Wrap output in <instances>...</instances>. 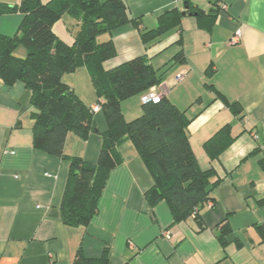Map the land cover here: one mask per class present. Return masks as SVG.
<instances>
[{
	"label": "crops",
	"instance_id": "0c3cea01",
	"mask_svg": "<svg viewBox=\"0 0 264 264\" xmlns=\"http://www.w3.org/2000/svg\"><path fill=\"white\" fill-rule=\"evenodd\" d=\"M20 1L0 4L15 7ZM122 1L128 18L139 25L127 24L104 37L112 40L116 56L103 67L139 56L154 69L173 65L160 87L123 101L120 109L131 121L141 114L144 96L163 91L186 112L198 166H212L220 179L214 201L201 211L203 227L193 217L173 224L164 202L149 209L144 193L152 180L129 141L120 145L123 163L110 173L87 229L64 226L60 205L69 163L33 149L31 94L20 82H0V264H71L80 248L90 259L108 250L110 264H264V0ZM220 1L226 12L219 9ZM172 10L185 13L179 26L144 44L140 32L155 29L158 18ZM194 13L204 15L202 24ZM22 18L18 11L0 15V35H16ZM52 29L70 45L77 27L64 16ZM236 32L240 40L231 44ZM179 51L183 62H173ZM25 54L22 48L16 51L17 57ZM177 75L182 76L179 81ZM62 81L94 110L98 132L105 131L86 68L64 75ZM228 103L238 104V115ZM226 126L234 140L210 162L204 143ZM100 148L97 134L87 141L68 135L63 152L96 164ZM224 224L230 234L220 246L216 234Z\"/></svg>",
	"mask_w": 264,
	"mask_h": 264
},
{
	"label": "trees",
	"instance_id": "16d2710c",
	"mask_svg": "<svg viewBox=\"0 0 264 264\" xmlns=\"http://www.w3.org/2000/svg\"><path fill=\"white\" fill-rule=\"evenodd\" d=\"M185 7L187 11L191 9L189 2H185ZM16 11L23 15L17 34L0 35V82L6 86L20 82L31 94L33 149L69 163L60 205L63 225L87 229L97 215L110 173L123 163L120 145L129 141L152 180L144 193L149 209L164 202L173 224L193 217L201 229V211L214 201L212 193L220 179L212 166L206 170L198 166L189 144L190 120L186 112L164 96L158 101L142 102L141 114L131 121L125 120L120 109L123 101L160 87L173 65L154 69L146 57L139 56L111 69L103 67L116 56L112 40L104 37L127 24L135 28L139 25L128 18L123 1L21 0L15 7L0 4V15ZM181 14L177 10L165 11L155 29L140 32L141 41L147 44L168 29L177 28ZM193 15L203 23V14ZM64 16L70 17L77 27L70 45L60 41L52 29ZM19 48L24 49L25 57L16 56ZM173 62H183L180 51ZM79 68H86L89 73L96 104L106 122L103 132L95 126L94 110L62 81L64 75ZM228 106L233 114H239L237 103ZM92 134L101 139L96 164L65 156L63 148L68 135L87 141ZM233 140L226 126L206 141L204 149L209 161H217ZM257 229L262 231L263 227ZM228 234L230 228L224 224L216 234L220 246H225ZM71 264H110L109 252L104 250L99 258L90 259L80 248Z\"/></svg>",
	"mask_w": 264,
	"mask_h": 264
},
{
	"label": "built area",
	"instance_id": "2783aa9c",
	"mask_svg": "<svg viewBox=\"0 0 264 264\" xmlns=\"http://www.w3.org/2000/svg\"><path fill=\"white\" fill-rule=\"evenodd\" d=\"M217 5L219 6V9L222 10V11H225L226 12L228 10L227 5L224 4V3H222L221 1L218 2ZM240 36H241L240 35V32H236L234 34L233 38L231 39L230 43L231 44H236L240 40ZM181 78H182L181 75H177L176 76V80L177 81H179ZM163 95H164V92L163 91H161L159 93H151V94H148V95L144 96L142 98V102L143 103H146L148 101H158ZM96 110H98V109L96 108Z\"/></svg>",
	"mask_w": 264,
	"mask_h": 264
},
{
	"label": "rangeland",
	"instance_id": "374dc122",
	"mask_svg": "<svg viewBox=\"0 0 264 264\" xmlns=\"http://www.w3.org/2000/svg\"><path fill=\"white\" fill-rule=\"evenodd\" d=\"M104 37V36H103ZM103 37H100V40H102L103 39Z\"/></svg>",
	"mask_w": 264,
	"mask_h": 264
},
{
	"label": "water",
	"instance_id": "95a60500",
	"mask_svg": "<svg viewBox=\"0 0 264 264\" xmlns=\"http://www.w3.org/2000/svg\"><path fill=\"white\" fill-rule=\"evenodd\" d=\"M182 16H185V13H182Z\"/></svg>",
	"mask_w": 264,
	"mask_h": 264
}]
</instances>
